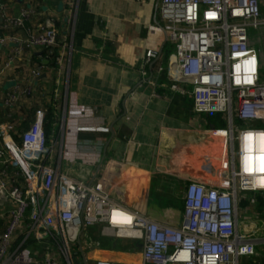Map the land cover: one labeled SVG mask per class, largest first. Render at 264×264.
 <instances>
[{"label":"crops","instance_id":"0c3cea01","mask_svg":"<svg viewBox=\"0 0 264 264\" xmlns=\"http://www.w3.org/2000/svg\"><path fill=\"white\" fill-rule=\"evenodd\" d=\"M70 1L0 0V31L5 37L0 43V102L6 93L30 87L31 93L21 97L11 116L17 121L25 114L27 119L18 126L25 128L36 109L47 108L45 130L51 134L52 123L64 115V135L58 136L61 146L57 143L53 149V161L61 171L86 183L100 180L119 204L155 221L178 225L190 181L217 186L223 181L228 127L199 117L191 98L179 90L182 85L172 89L164 72L157 74L148 67V75L142 76L147 49L160 51L153 65H165L171 53L160 0H73L72 8ZM17 18L22 25L13 23ZM47 26L58 32L54 51L67 54L60 68L42 47L22 43ZM257 28L260 35L249 36V43L258 56L259 79L264 81V26ZM255 43L260 44L258 49ZM35 68H40V75L32 78ZM5 115L0 106V120ZM11 207L10 200L0 199V232ZM248 213L249 203L242 200L237 210L239 231L254 230L262 237L264 217L251 218ZM28 232L24 223L5 264H35L46 249L56 251L46 236ZM26 239L31 243L20 248ZM82 246L83 251L88 249ZM263 251L264 244L256 243L255 254L241 257L239 264H264ZM100 257L134 264L140 255L97 246L87 254L84 251L83 262L94 263Z\"/></svg>","mask_w":264,"mask_h":264},{"label":"built area","instance_id":"2783aa9c","mask_svg":"<svg viewBox=\"0 0 264 264\" xmlns=\"http://www.w3.org/2000/svg\"><path fill=\"white\" fill-rule=\"evenodd\" d=\"M74 1H70L71 8ZM263 3L160 0L162 27L173 49L165 65H153L160 51L147 49L142 76L150 69L164 72L172 89L182 85L179 90L191 98L196 113H223L228 122L223 181L218 186L190 181L178 225L155 221L119 204L100 180L86 183L61 171L53 161V149L57 143L61 146L58 136L64 135V115L52 123L51 134L45 130L47 108L36 109L27 127L18 128L27 117L20 114L15 121L11 111L31 88L6 93L0 102L6 111L0 120V199L10 200L12 207L0 232V264L6 263L13 238L24 223L29 234L46 236L57 249H46L35 264H73L71 249L78 246L83 251L77 242L81 243L83 234L99 246L88 235L89 227H97L102 237L135 242L131 245L138 248L127 251L140 255L138 264H239L241 257L253 256L256 243L264 244V235L254 230L240 232L237 210L242 200L255 205L253 193L264 194V127H260L264 124V81L259 79L258 56L247 32L250 26H264ZM12 21L23 24L19 18ZM57 37V29L47 26L22 43L42 47L54 55L60 68L67 54L54 51ZM4 40L0 31V43ZM19 52L17 48L15 54ZM10 62L12 57L6 65ZM30 73L36 78L40 68ZM94 264L131 263L96 260Z\"/></svg>","mask_w":264,"mask_h":264},{"label":"rangeland","instance_id":"374dc122","mask_svg":"<svg viewBox=\"0 0 264 264\" xmlns=\"http://www.w3.org/2000/svg\"><path fill=\"white\" fill-rule=\"evenodd\" d=\"M247 32H248L249 36H251L254 39H256L260 35V30L258 28H254L253 26L248 27L247 28ZM167 46H168V49H171V51H172V47H173L172 42L169 41ZM255 47H256V49H258L260 47V44L259 43H255ZM198 116L199 117H204V118H207L208 117V118L211 119V121L217 120L219 123H224V126L225 127H228V122L225 119L223 113H216V112H213V113H203V114H200ZM223 117H224V119H223ZM237 122L238 121H236V124H237ZM260 127H264V124H262ZM216 139H218V138H216ZM220 147L221 146L219 145L218 149L215 151L216 158L217 157L219 158L218 155H220V152H221ZM253 196L257 199V202L255 203V205L249 204V213H248L249 214V217H251V218H253V217L260 218L261 217L262 218V217H264V196H263V193L256 192V193H253ZM239 208H240V206H239ZM96 229L94 231H92V234L88 233L89 236L90 235L92 236L93 240H96L97 238H99V237H97L98 234H97V230ZM67 240L68 239L64 235L63 241L66 243ZM119 240H121L123 243H126V244L127 243L130 244V245L131 244H135V242H132V240H129V239L126 240V239H120L119 238ZM81 244L88 246V249L86 250V247H85V250H84L86 254L92 248L97 247L95 244L92 243V241L90 239H88L87 235H85V234H83L81 236ZM99 247H100V245H99ZM40 248H42V246ZM116 250H120V249L116 248ZM127 250L124 249L122 251H127ZM56 251H57V249H56ZM40 252H41V250H39V253ZM72 254H73V257H74L73 258V261H72L73 264H76V262H79V263L81 262L82 264L84 263L83 262L82 253H81V251H80V249H79L78 246L77 247H72ZM263 254H264V251H263ZM136 260L139 261V258L138 259L136 258ZM130 263L132 264V261ZM87 264H94V263H93V261L88 260L87 261Z\"/></svg>","mask_w":264,"mask_h":264},{"label":"trees","instance_id":"16d2710c","mask_svg":"<svg viewBox=\"0 0 264 264\" xmlns=\"http://www.w3.org/2000/svg\"><path fill=\"white\" fill-rule=\"evenodd\" d=\"M46 52V51H45ZM47 53V52H46ZM47 58H52V57H54V55H51V54H48L47 53V56H46ZM50 61L52 62V59H50ZM47 117H49V114H48V116ZM46 130H47V128H46ZM183 205H184V203H183ZM95 229H93V227H89L88 229H87V232L88 233H90V234H92V231H94ZM91 236V235H90ZM97 237H99V238H97L99 241H100V243H99V245H100V247L101 248H103V249H116V248H118V249H120V250H124V249H133V248H138V246H131L130 244H126V243H123L121 240H119V239H115V238H110V237H102V236H100V235H97ZM22 240V237H20L19 238V240H18V242L19 241H21ZM29 243H31V240H29V239H26L23 243H22V245H21V247L20 248H22V247H24L25 245H27V244H29Z\"/></svg>","mask_w":264,"mask_h":264},{"label":"water","instance_id":"95a60500","mask_svg":"<svg viewBox=\"0 0 264 264\" xmlns=\"http://www.w3.org/2000/svg\"><path fill=\"white\" fill-rule=\"evenodd\" d=\"M110 130L112 131V125H111V127H110ZM112 133H113V132H112ZM77 242H78V244L81 246V243H80V240H79V239H78ZM81 253H82V255L84 256V251H82ZM96 260H107V259H105V258H101V257H100V258H95V261H96Z\"/></svg>","mask_w":264,"mask_h":264},{"label":"bare ground","instance_id":"6f19581e","mask_svg":"<svg viewBox=\"0 0 264 264\" xmlns=\"http://www.w3.org/2000/svg\"><path fill=\"white\" fill-rule=\"evenodd\" d=\"M122 259H123V258H122ZM127 261H129V260H127ZM133 263H134V264H138V260L133 261Z\"/></svg>","mask_w":264,"mask_h":264}]
</instances>
